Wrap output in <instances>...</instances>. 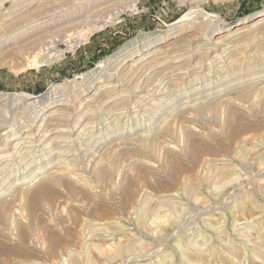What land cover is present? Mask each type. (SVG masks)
I'll return each mask as SVG.
<instances>
[{
  "label": "rangeland",
  "instance_id": "374dc122",
  "mask_svg": "<svg viewBox=\"0 0 264 264\" xmlns=\"http://www.w3.org/2000/svg\"><path fill=\"white\" fill-rule=\"evenodd\" d=\"M16 2L0 0V13ZM103 3L99 16L86 14L68 28L40 32V47L53 35L60 41L51 63L0 60V92L38 96L59 87L71 98L68 106H75L82 80L99 73L101 61L130 41L160 34L158 46L166 45L170 55L208 39L218 58L211 61L209 52L203 67L192 58L189 68L178 70L180 78L162 96L169 102L180 95L173 119L164 113L151 118L153 107L117 119L121 108L110 115L114 132L105 145L99 142L105 126L97 124L89 139L60 138L55 151L40 146L22 158L21 173L56 172L0 197L6 201L0 210V264H264V33L254 24L264 17V0ZM174 24L179 32L171 34ZM225 36L226 42L217 44ZM4 103L0 114L7 124L23 119L32 124L25 111L16 113L19 109ZM184 106L186 116L180 114ZM138 123L149 131L135 128ZM113 124L134 130L121 135ZM58 159L65 168L56 167ZM42 181L51 185L49 196L35 200L33 190Z\"/></svg>",
  "mask_w": 264,
  "mask_h": 264
},
{
  "label": "bare ground",
  "instance_id": "6f19581e",
  "mask_svg": "<svg viewBox=\"0 0 264 264\" xmlns=\"http://www.w3.org/2000/svg\"><path fill=\"white\" fill-rule=\"evenodd\" d=\"M102 4H104L103 0H17L16 4L11 9H9L7 13H2V14L0 13V60H4L5 58L6 59L12 58L13 60H16V58L21 57V58H27L30 64L33 66H39V65L51 63V61L54 60V59L53 60L51 59L53 54H57L59 52L57 46H58V43H60V41L58 40V36L57 38H55L53 37L54 35L53 36L51 35L52 38L45 41L43 45L40 47L39 43L43 39V34H44L43 31L45 30L53 31V29L60 27L62 25H63V28H64V25L68 28L69 24H71L72 26V24L78 23L77 20L85 16L86 14L87 16L91 15L90 17L99 16L102 13V9H103ZM254 24L256 25L258 30L259 29L263 30V33H264V17H259L257 21H255ZM228 29L230 28L229 27L224 28V30H228ZM241 29L242 27L238 28L234 33L236 35L240 34L242 32ZM40 32L41 33L43 32V34H41ZM178 32H179V26L174 24V26L170 28V33L175 34ZM47 33L48 32H46L45 34ZM226 37H229V36L220 37L217 44L222 43L224 41L226 42L227 40ZM163 38L164 37L160 34V35H155V36H148L144 38L143 40H141L140 42L130 41L125 46L121 47L118 51H116L112 56H108L105 60L101 61L99 64L100 70L97 71L99 73L97 74L94 73L89 77L88 76L84 77V79L82 80L83 88L80 87L79 88L80 90L76 93L77 97H79L80 103L75 106H68L71 104L70 103L71 98L68 99L66 94L64 93L65 91L63 92L64 89L62 90L59 87L57 88L50 87L45 93L38 95V96H32V95L23 93V94H19L16 96L11 95L8 97L2 92H0V112H1V107L3 106V103L5 102L4 104H6V101H8L10 105H13V107L11 106V108H13V111L14 109H19V111H17L16 113H19L22 110L25 111L27 114H29L28 116L32 122V124H28V123L23 124L25 122L24 119L21 121L17 120L16 122L12 124L14 126H12L10 125L11 123L7 124L8 120L2 119L3 115L0 114V197L11 193L13 189L19 184H26V183L29 184L36 180L38 181L43 177H49L51 176V174L56 172V170H53V171L44 173V171L40 169L41 167H39L38 169L40 170H35L34 172H31L30 174L21 173L22 171H20V165H21L20 161L22 160V158L27 159V156L30 157V155H32L30 152H32L37 147L39 148L41 146L45 149L48 147H51L49 149L50 150L49 153H50L52 151H55L54 148L58 145V142H59L58 139L63 138L65 140L66 139L74 140L76 136L81 137V138H85V137L88 138L91 136L90 133L94 132L95 128L97 127V124L98 125L101 124L105 126V129H106L105 136H104L105 138H102V135H101L102 139L101 141H99L100 144L105 145V143L109 140V136L111 132H114V130H111L109 128L110 125L108 124L111 122V120L112 122L114 121V117L111 118L112 116L110 115H112V113L116 110H119L122 108V111L120 110L121 112L118 111L120 114L116 117L117 119L121 118L122 116H126L129 114V112L131 113L138 109L146 111V113H150V109H152V107L156 111L154 110L155 111L154 114L151 112V114H153L151 118H155L156 116L158 117L162 115L163 113L167 115L170 114V116H173V113H174L173 108L175 105L174 102H176L175 101L176 98L179 97L180 95L176 94L174 97H172V99L169 102L166 101V99L164 100L162 96H165L164 94L166 90L172 85V80L175 81V78H180L179 77L180 76L179 73L181 72L180 70L189 68L191 66V62L193 61L192 58L196 59V63H201V66L203 67L205 62L209 59L208 58L210 56L209 54L215 51V47L213 45L211 46L210 40L208 39L202 42L201 44H196V45H193V43L190 42L186 44L187 45L186 47L182 45L183 48H181L180 46L179 48L181 49L179 48L176 49V51L172 52V55H170L169 49L168 47H166V45L163 47L158 46L161 42H163ZM263 39H264V36H263ZM37 49L38 51L36 52ZM34 52L35 54L31 59L29 55H31ZM217 54L218 53L214 55L213 53V57L210 58V60L212 61L213 59L214 60L217 59L218 58ZM165 58L167 59L163 60ZM12 59L10 60L12 61ZM171 62H173V65H171ZM178 70L180 71L179 73H178ZM199 71L200 69L198 70V72ZM128 74L129 75L134 74V76L139 75V77H137L136 79L135 78L132 79V77H130L129 79V77L127 76ZM172 89H175V88H172ZM66 93L68 94V92ZM226 98L228 99L229 97H226ZM232 98L230 99L232 100ZM212 102L216 103V106H218L216 99H214ZM221 105L223 107V103ZM225 105L224 107H226ZM210 106H211V103H210ZM185 107L186 106H184V109H182V113L180 112V114L185 115L186 113H188ZM190 107L191 106H189V108ZM194 107L195 106H193L191 110H193ZM199 108H201V106ZM209 108H212V107H209ZM214 108L216 107L214 106ZM132 109L134 110L132 111ZM200 110H203V109H200ZM196 111L198 110L196 109ZM100 114H103L105 116L98 118L97 116H99ZM138 115L135 114L136 117ZM231 115H233V113ZM171 118L173 119L174 116ZM136 120H138V118ZM130 123L129 125H131ZM134 127L137 129L144 128L149 131L146 125H142L139 123L134 125ZM56 128L57 130L54 131ZM121 128L122 127H120L119 129L117 128L119 130L118 131L119 133L117 131L115 133L126 135L133 129L132 128L130 131L127 132L125 131L124 128L122 129ZM51 131H53V133H51ZM150 136H147V137H150ZM63 144L65 143L63 142ZM101 147L102 146H100V148ZM102 148H105V147H102ZM17 158H20V159L17 160ZM61 159H58L55 163L58 169L61 167V163H63ZM6 160L7 162L3 163ZM79 168L81 167L79 166ZM101 168L103 169V167ZM102 169H100L101 172H102ZM107 169L105 168L106 171ZM73 170H75V168ZM110 176H112V174ZM102 178H103L102 181H104V178L106 177L104 176ZM42 182H43L42 184L38 185L33 190V197L35 198V200L39 199L42 196H45V193L47 192L48 187L49 189L51 188L50 184H49L50 186H48V184H45L44 181ZM46 182L51 183V181H46ZM52 187H53L52 189L54 190L53 185ZM48 193H49V190H48ZM46 196H49V195H46ZM46 196L44 198H46ZM34 198L33 199L30 198V199L34 200ZM4 202L6 201H0L1 203L0 210ZM32 204H30L31 207L34 206V204L33 205ZM241 224L242 226H244L243 224L245 223L243 222ZM242 226L240 227L242 228ZM246 228H244L245 231L248 230V229L246 230ZM19 229H21V227ZM20 232H23V230L22 231L20 230ZM59 240H61L60 237H59ZM59 242L61 243L62 241H59ZM88 242L90 243V240ZM51 243L53 244L58 243V239H52Z\"/></svg>",
  "mask_w": 264,
  "mask_h": 264
}]
</instances>
